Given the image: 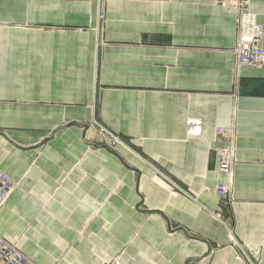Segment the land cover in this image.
Segmentation results:
<instances>
[{
    "label": "crops",
    "instance_id": "obj_1",
    "mask_svg": "<svg viewBox=\"0 0 264 264\" xmlns=\"http://www.w3.org/2000/svg\"><path fill=\"white\" fill-rule=\"evenodd\" d=\"M237 30L232 0H0V171L21 185L0 236L31 264H264V66L237 65Z\"/></svg>",
    "mask_w": 264,
    "mask_h": 264
},
{
    "label": "built area",
    "instance_id": "obj_2",
    "mask_svg": "<svg viewBox=\"0 0 264 264\" xmlns=\"http://www.w3.org/2000/svg\"><path fill=\"white\" fill-rule=\"evenodd\" d=\"M238 11V37L234 55L237 65H248L254 68L264 66V25L256 21L251 11L250 0H232ZM100 135L110 139L115 145L126 146L121 137L94 120ZM189 135L198 136L201 133V121H190ZM216 132L226 142V146L217 150L220 160L219 173L225 176V182L218 184L214 190L221 201L230 198L234 184V167L237 162L235 135L229 128H217ZM167 179V178H166ZM168 180V179H167ZM173 186L176 185L173 183ZM16 187L15 182L0 171V211L10 199ZM178 188V187H177ZM180 191H183L180 189ZM19 239L14 243L7 242L0 236V264H31V261L17 248Z\"/></svg>",
    "mask_w": 264,
    "mask_h": 264
},
{
    "label": "rangeland",
    "instance_id": "obj_3",
    "mask_svg": "<svg viewBox=\"0 0 264 264\" xmlns=\"http://www.w3.org/2000/svg\"><path fill=\"white\" fill-rule=\"evenodd\" d=\"M15 184H16V187H15L14 192H15L17 189H20V188H21V185H20L19 183H16V182H15Z\"/></svg>",
    "mask_w": 264,
    "mask_h": 264
},
{
    "label": "bare ground",
    "instance_id": "obj_4",
    "mask_svg": "<svg viewBox=\"0 0 264 264\" xmlns=\"http://www.w3.org/2000/svg\"><path fill=\"white\" fill-rule=\"evenodd\" d=\"M233 238V237H232Z\"/></svg>",
    "mask_w": 264,
    "mask_h": 264
}]
</instances>
